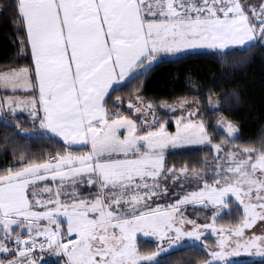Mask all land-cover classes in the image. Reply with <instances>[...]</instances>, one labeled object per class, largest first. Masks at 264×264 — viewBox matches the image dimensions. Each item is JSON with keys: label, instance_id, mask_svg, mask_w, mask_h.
Listing matches in <instances>:
<instances>
[{"label": "snow or ice", "instance_id": "obj_1", "mask_svg": "<svg viewBox=\"0 0 264 264\" xmlns=\"http://www.w3.org/2000/svg\"><path fill=\"white\" fill-rule=\"evenodd\" d=\"M6 3L15 30L26 33L27 45L23 39L21 45L30 46L34 68L0 73L5 93L0 115L7 108L3 120H18L17 111L27 110L32 131L38 133L30 139L56 143L53 138H59L64 145L48 159L25 162L21 154L19 165L0 174V254L12 257L7 264H38L37 249L61 257L58 264H159L160 253L180 251L185 240L204 245L203 264H232L230 258L241 255L264 264V143L242 151L225 148L236 142L237 128L224 119L214 131L223 135L222 128L227 136L214 143L198 118L199 108L177 120L172 134L158 122L142 129L105 106L114 85L139 79L163 58L178 59L197 49L220 50L226 57L231 46L264 42V0ZM137 100L139 106L128 107L146 115L144 102ZM209 107L221 110L219 100H210ZM152 109L146 105L147 113ZM0 126L13 131L6 123ZM74 145L84 148L82 154H75ZM188 145H211L212 182L174 203L153 207L169 195V181L183 188L181 177L188 179L186 166L167 167L165 150ZM192 172L193 179H203ZM230 197L242 207L241 220L217 229V217L225 209L231 215ZM188 203L210 207L213 223L186 220L181 207ZM185 224L192 228L186 230ZM257 227L259 234L246 233ZM202 229L219 237L215 250L202 240ZM137 232L157 237V252L140 254Z\"/></svg>", "mask_w": 264, "mask_h": 264}, {"label": "trees", "instance_id": "obj_2", "mask_svg": "<svg viewBox=\"0 0 264 264\" xmlns=\"http://www.w3.org/2000/svg\"><path fill=\"white\" fill-rule=\"evenodd\" d=\"M0 6L3 7V15L0 16V71L14 67L33 68L32 58L19 53V39L24 35V30H15L11 5L6 3V0H0ZM228 52L226 57L224 53L200 51L187 53L178 59L161 60L153 70L139 79L123 82L112 89L106 98L105 106L111 112L130 116L125 103L135 95L148 102L173 101L185 97L204 100L207 95H216L220 98L221 110L205 111L201 115L212 141L218 143L222 140V135L214 131L213 126V117L220 115L237 126L238 136L234 143L236 146L259 148L264 143V45L250 44L244 48L230 49ZM2 95L0 92V100ZM118 101L119 106L114 107ZM6 116L8 115L3 117ZM17 116L18 120L0 119V122L6 123L13 130L9 131L7 127L0 126V174L19 165L21 154L26 155L25 162L33 157L48 159L64 147L55 138L53 139L56 143L48 139H30L38 133L23 134L21 131L33 132V122L24 115ZM17 124L22 127L17 128ZM168 129H172L171 124ZM14 132L19 133V137ZM210 149L211 145L170 150L166 152L165 162L168 168L186 166L197 170L202 165L203 156L209 153ZM177 190L180 191L179 188L175 191ZM232 209L231 215L236 221L240 220V209ZM138 250L142 254H150L155 251V242L140 239ZM206 256L207 252L203 248L185 245L180 251L167 252L157 260L159 264H165L166 261L167 264H199ZM61 260V257L50 259L44 264H58ZM232 264H259V260L243 257Z\"/></svg>", "mask_w": 264, "mask_h": 264}, {"label": "rangeland", "instance_id": "obj_3", "mask_svg": "<svg viewBox=\"0 0 264 264\" xmlns=\"http://www.w3.org/2000/svg\"><path fill=\"white\" fill-rule=\"evenodd\" d=\"M260 44L264 45V42H261ZM248 45H250V44H247V45H234V46H231L230 49L244 48V47H246ZM208 51L216 52V53H222L220 50L218 51V50L209 49ZM18 68H22V67L7 68V69L2 70L0 72L6 71V70L18 69ZM4 97H5V94L2 95V99H4ZM137 97H139V96L135 95L132 99L126 101L125 107L127 108L128 112L130 113V116H125V117L137 121L142 129L143 128H147L149 124L155 126V123H157V122L158 123H163L166 126L167 131L169 133H172V134H174L175 131H176V121L181 119V117H186L187 114H188V110H195L196 108H199L200 111H199V114H198V118L201 119V115H203V113L205 111H214V109L209 107L210 100L212 102H215V101H218L220 99L219 96H216V95L215 96L207 95V97L204 98V100L203 99H197V98L185 97V98L176 99V100H173V101H160V102H148V101H145L142 98H140L144 102L142 107L144 108V110L146 112V115H141V114L137 113L135 108H129L128 107L129 103H132V104H135V105L139 106L140 102L137 100ZM185 100L187 101V103L184 105V108L179 107L178 105L182 101H185ZM149 103H151L153 105V109H152L151 113H147V110H146V105L149 104ZM165 105H167L168 107H166ZM173 106L175 107V110H173ZM4 115H9L7 108H5L4 113L2 115H0V119L1 120L3 119L2 117ZM193 119H197V117H193ZM221 119H224V120L232 123L237 128V126L233 122L227 120L223 116L215 115L213 117L214 129H217L219 127L218 126V121H220ZM169 124L172 125V129H170V130L168 129ZM38 127H39V124H38V122H36V128L38 129ZM219 131H220V133H223V135H222V140H223V138L225 136H227V133L224 132V130L222 128H220ZM39 132H40V130H39ZM21 133H23V134H31V133L35 134L37 132L21 131ZM234 136L235 137L238 136V129H237V132L234 133ZM55 139H57L58 141H60L63 144V142L61 140H59V138H55ZM228 139L231 140L232 137H229ZM222 140H219V142L217 144H220L222 142ZM205 146H208V145H188V146H185L183 148H178V149L168 148V149L165 150V153L167 151H170V150H187V149H194V148H202V147H205ZM224 146H225V148H233V149H235L237 151H242L243 150V148H240L239 146H236L235 144H225ZM80 148H82V147L78 146V149H77L76 146H73V149L76 150L75 154H82L83 149L81 150ZM214 155L215 154L210 149V152L206 153L203 156L201 167L196 170V174L198 176H200V177H203V179H199V180L193 179L192 178L193 177V172H192L193 169L187 167L189 169V172L187 174L188 175V179L185 180L183 177H181V182L184 185L183 188H181L179 186V183L175 186V187H178L180 189V191L177 190V191H179V193L177 191H175L178 188H175L171 184V182L169 181L168 182L169 195L167 197H165V198H161L159 200H156V202L152 206L155 207L156 204L167 205V204H170V203H174L180 197H182L184 195H187V194H189V193H191L193 191H198V190L202 189L205 181H207L208 183H211L213 175H214V169H215V163H214V160H213ZM183 167H180V168H183ZM180 168H176V169H180ZM48 183L51 184V181H48ZM173 189H174V191H173ZM229 199L233 201L232 206H231L232 208L233 207H238L240 209L239 211L241 213V216H240L239 219L241 220V217L243 215L242 207L238 203H236L234 201V198L230 197ZM210 212H211V208L210 207L209 208H205L202 204H199V203H188V204H185V205H183L181 207V213H182L183 217L186 220H193L197 224H201V225H203V224H209L210 225V224L213 223V219H212V217L210 215ZM227 212H228V209H225L224 212L221 213V216L217 217V219L215 221V225H216L217 229H219L221 227H232L235 224L240 222V220L236 221V219L234 218L233 215H231V216L226 215L225 213H227ZM227 216H229V217H227ZM177 226H179V224H177ZM183 227L186 230H190L192 228V225L191 224H185ZM202 231H204V236L202 237V240H204L205 244H207L210 249L215 250L216 241L219 239V237L216 236V235H213L211 229H207V230L202 229ZM259 231H260L259 227H257V228H254L252 230H246V233L251 234V232H257V234H259ZM140 239L143 240V241L155 242V251L152 252V253L157 252V249H158V247L160 246V243H161L157 237H155V236H145L143 232H137L136 233V238H135V243H136V247H137V251L138 252H139V250H138V240H140ZM183 245L184 246L185 245H196V246H199V247L204 249V245L201 244L198 241L197 242H193V241H190V240H185L183 242ZM164 247L165 248L168 247L167 241H164ZM43 253H49L50 255H48V256L42 255L39 258L38 264H44L45 262L49 261L50 259L59 258L58 256H56L51 251L42 252V253H40V255L43 254ZM152 253H150V254L149 253H147V254L140 253V254H142V255H151ZM165 253H167V252L160 253V255L157 258H159L161 255H163ZM243 257H247V258L254 259V260H259V258H252V257H248V256H245V255H241L239 257H232V258H230V260H231L232 263H234V262L240 261L241 258H243ZM9 259H12V257L9 256V257L6 258L4 256V254H0V261H3V264H7V260H9ZM203 262L204 261H202L199 264H203Z\"/></svg>", "mask_w": 264, "mask_h": 264}, {"label": "crops", "instance_id": "obj_4", "mask_svg": "<svg viewBox=\"0 0 264 264\" xmlns=\"http://www.w3.org/2000/svg\"><path fill=\"white\" fill-rule=\"evenodd\" d=\"M21 39H23L24 40V43H25V45H27V37H26V33H25V31H24V35L19 39V53H20V55H29L31 58H32V55H31V49H30V46H24V47H22V45H21ZM209 49H197V50H190V51H188L187 53H191V52H200V51H208ZM219 51V50H218ZM164 59H171V58H163L162 60H164ZM22 68H24V67H22ZM33 68H34V65H33ZM19 69V68H18ZM8 71H10V70H6V71H3V72H0V73H4V72H8ZM34 74V73H33ZM121 83H123V82H121ZM120 83V84H121ZM119 84V85H120ZM118 85H114L113 86V89L115 88V87H117ZM0 92H2L3 94H5L3 91H0ZM110 92H111V90H110ZM9 95H11L10 93H9ZM25 95L26 94H24V93H21L20 94V98H25ZM38 95V94H37ZM108 97V96H107ZM106 97V98H107ZM5 98V97H4ZM106 98H105V100H106ZM16 115H24V116H26V117H28V112H27V110H24V111H20V110H18L17 111V113H16ZM44 132V130H40V133H43ZM48 136H50V134H47ZM62 141V140H61ZM74 146H76L77 147V149H78V146L79 147H82V146H80V145H74ZM75 148V147H74ZM81 150L83 149V151H84V148L82 147V148H80ZM82 151V152H83ZM42 255H45V256H48V255H50L49 253H43V254H37V255H35V256H37L38 258H40Z\"/></svg>", "mask_w": 264, "mask_h": 264}, {"label": "built area", "instance_id": "obj_5", "mask_svg": "<svg viewBox=\"0 0 264 264\" xmlns=\"http://www.w3.org/2000/svg\"><path fill=\"white\" fill-rule=\"evenodd\" d=\"M36 252H39V250L37 249V251Z\"/></svg>", "mask_w": 264, "mask_h": 264}]
</instances>
